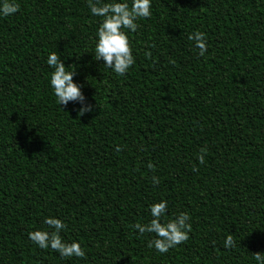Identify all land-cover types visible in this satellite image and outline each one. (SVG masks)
<instances>
[{
    "label": "trees",
    "instance_id": "obj_1",
    "mask_svg": "<svg viewBox=\"0 0 264 264\" xmlns=\"http://www.w3.org/2000/svg\"><path fill=\"white\" fill-rule=\"evenodd\" d=\"M17 2L0 17V264H255L264 252V0H152L128 34L136 62L122 77L93 59L100 18L87 0ZM193 30L207 34L203 57ZM49 52L74 67L93 111L57 103ZM160 199L169 218L187 212L191 224L166 253L132 228ZM49 215L85 258L28 239Z\"/></svg>",
    "mask_w": 264,
    "mask_h": 264
},
{
    "label": "clouds",
    "instance_id": "obj_2",
    "mask_svg": "<svg viewBox=\"0 0 264 264\" xmlns=\"http://www.w3.org/2000/svg\"><path fill=\"white\" fill-rule=\"evenodd\" d=\"M87 5L91 16L100 18L95 32L93 59L103 61L102 66L117 76H124L136 62L128 34L137 30L139 19L151 16L152 0H87ZM19 10L17 0H0V17L11 16ZM187 38L192 41L193 49L198 50L196 54L205 56L208 49L207 34L193 30ZM45 62L52 69L49 85L57 103L60 106L70 102L78 104V114L81 116L93 111L94 105L87 102L82 85L73 80L76 74L74 67L66 70L67 67L56 52H49ZM206 152L207 149L202 148L197 155L201 164L204 163ZM148 167L151 168L152 165L149 164ZM151 179L154 185L159 183L156 176ZM148 213L150 219L146 223H135L132 228L141 236L145 233L152 234L146 242L149 249L166 253L188 240L191 224L187 212H180L169 218L168 201L160 199L148 206ZM42 224L46 228H37L27 234L28 239L38 248H50L60 258H85L86 252L79 240L68 242L62 238L61 232L67 229L64 220L49 215L44 217ZM234 246L233 236L226 235L223 247L227 249ZM252 259L255 264H264V252L253 253Z\"/></svg>",
    "mask_w": 264,
    "mask_h": 264
}]
</instances>
